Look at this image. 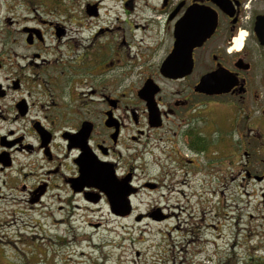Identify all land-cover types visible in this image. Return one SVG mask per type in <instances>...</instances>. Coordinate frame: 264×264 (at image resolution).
<instances>
[{"label":"flooded vegetation","instance_id":"af4514ba","mask_svg":"<svg viewBox=\"0 0 264 264\" xmlns=\"http://www.w3.org/2000/svg\"><path fill=\"white\" fill-rule=\"evenodd\" d=\"M47 1L26 0L34 13L8 18L4 39L0 26V264H14L5 247L29 243L21 234L27 224L7 219L9 207L16 217L40 212L65 229L55 236L66 243L101 202L122 216L111 209V175L129 178L134 195L161 191L179 169L189 184L206 158L222 186L262 181L264 0H151L135 17L134 0H124L127 15L114 17V28L92 22L103 0L85 4L86 17L61 21L39 13ZM215 19L212 35L192 46L183 31ZM67 22L81 31L69 32ZM181 46L187 52L175 54ZM212 72L228 90H197ZM156 208L160 222L178 216ZM151 212L143 218L153 220Z\"/></svg>","mask_w":264,"mask_h":264},{"label":"rangeland","instance_id":"374dc122","mask_svg":"<svg viewBox=\"0 0 264 264\" xmlns=\"http://www.w3.org/2000/svg\"><path fill=\"white\" fill-rule=\"evenodd\" d=\"M93 1L97 0H51L37 9L39 13L52 12L46 16L61 21L66 17H86L84 6ZM150 1L134 0L131 17L137 16V9ZM102 2L100 19L92 22H99L98 26L114 24V28V17L124 19L127 15L122 8L124 0ZM33 13L26 0H0L3 39L11 27L8 18L17 21ZM65 26L69 32L81 31V25L67 22ZM102 41L105 40L100 39L99 43ZM249 44L250 49L254 48V41ZM258 154L264 158L263 152ZM206 162V158L200 160L203 172L196 174L189 184L180 183L185 169H179V177L170 187L132 196L130 215L118 217L101 202L98 212H92L89 217L84 215L83 229L77 230L75 236L67 235L66 243L57 241L55 236L65 235V229L55 228L40 212L30 216L19 213L16 217L13 213L16 206L9 207L7 219L16 221L20 217L19 223L27 224L21 234L29 243L26 245L20 239L10 248L5 247L4 252L14 264H264V176H256L262 181L243 179V185L225 187L218 179L219 169L215 165L209 168ZM260 167L255 173H260ZM158 171L151 169L152 173ZM137 173V183L143 182L142 170L137 169ZM22 207L20 203L19 208ZM156 207L165 208L167 217L178 216L163 222L161 218H143L150 211L159 217L160 210ZM57 213L60 217L61 213ZM36 221L41 223L39 227H35Z\"/></svg>","mask_w":264,"mask_h":264},{"label":"water","instance_id":"95a60500","mask_svg":"<svg viewBox=\"0 0 264 264\" xmlns=\"http://www.w3.org/2000/svg\"><path fill=\"white\" fill-rule=\"evenodd\" d=\"M216 19L215 21L202 23L201 25H198L197 22L192 23V29L183 31L186 34H190V43L192 46L199 45L203 43L204 40L209 38L212 33L214 32V29L216 27ZM182 34V32H181ZM261 43L264 45V37H260ZM190 45V46H191ZM191 49V48H190ZM187 52V49L184 46H181L179 49L175 48L174 53L180 54ZM173 55V54H172ZM171 58L170 57V63L171 64ZM175 74L178 75V72ZM179 75H182L181 72H179ZM223 78L220 75V72H212L209 74H206L202 77L200 83L197 86V90L201 91L203 93L207 94H217L222 93L226 90H228V87L224 86V83L222 81ZM102 187V186H101ZM108 187L109 184L106 182L101 189H103L106 193H108ZM136 188L133 187L129 183V178H125L123 180H119L111 175V209L112 211L117 215H128L132 211V204L130 196L136 192ZM98 200V199H97ZM158 212V211H157ZM154 218L155 217L153 215ZM138 217V219H140Z\"/></svg>","mask_w":264,"mask_h":264},{"label":"bare ground","instance_id":"6f19581e","mask_svg":"<svg viewBox=\"0 0 264 264\" xmlns=\"http://www.w3.org/2000/svg\"><path fill=\"white\" fill-rule=\"evenodd\" d=\"M245 36H246V33H245V32H241V33L239 34V37H238V39L236 40V48H237V49H241V48H242V46H243V41H244V39H245Z\"/></svg>","mask_w":264,"mask_h":264}]
</instances>
